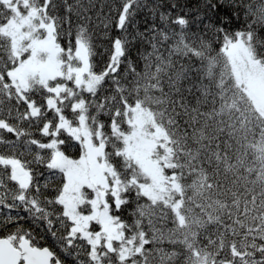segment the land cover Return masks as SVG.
Segmentation results:
<instances>
[{
	"label": "snow or ice",
	"instance_id": "obj_1",
	"mask_svg": "<svg viewBox=\"0 0 264 264\" xmlns=\"http://www.w3.org/2000/svg\"><path fill=\"white\" fill-rule=\"evenodd\" d=\"M107 6L95 14L111 43L98 68L94 0H0V228L15 227L0 238V264H264V216L251 218L254 227L231 212L215 224L209 215L189 231L182 178L175 164L161 166L152 139L157 120L175 135L181 117L202 115L199 98L187 99L201 89L183 81L202 71L210 43L228 57L250 50L264 27L251 15L259 8L251 0ZM135 43L150 51L133 60ZM25 222L55 247L38 246Z\"/></svg>",
	"mask_w": 264,
	"mask_h": 264
},
{
	"label": "trees",
	"instance_id": "obj_2",
	"mask_svg": "<svg viewBox=\"0 0 264 264\" xmlns=\"http://www.w3.org/2000/svg\"><path fill=\"white\" fill-rule=\"evenodd\" d=\"M94 3L96 7L90 14L97 25L95 43L98 55L95 60L99 68L107 62L105 48H110L111 43L105 38V29L95 14L100 12L101 18L107 15V5L111 0H94ZM251 4L259 8V11L251 13L252 17L264 25V20L260 19L264 6L259 5V0H251ZM110 35H120L114 22ZM253 35L255 41L251 49L245 46L253 58L264 66V47L259 46L264 42V27H260ZM142 47L150 51L147 45L135 43L130 52L133 60L137 59V51ZM210 60L215 63L209 74L206 69ZM142 65L140 61L138 71ZM197 66L202 71L189 73L182 87L196 85L201 89H194L187 99L190 104L196 105L199 98L202 115L189 119L188 123L183 122L187 117H181L179 131L175 135L167 123L156 121L169 138L168 162L177 166L175 172L178 178H182L179 180L182 189L179 199L184 201L185 207L191 209L188 214L189 231L197 230V221L207 224L209 215L213 224L217 216L227 220L229 212L233 214L232 218L238 215L245 225L258 227L253 225L251 218L264 216V116L237 83L227 54L221 55L216 45L210 43L202 64ZM202 92L208 95L203 96ZM70 151L76 157L77 149ZM164 171L167 173L170 170L165 168ZM23 227L25 230H33L26 222ZM208 230L211 231V228ZM14 231L15 227L11 225L6 229L0 228V238ZM33 234L38 246L55 247L52 238L42 229H34ZM41 236L44 238L41 239ZM56 251L59 252V249L56 248ZM209 252L215 255L213 251Z\"/></svg>",
	"mask_w": 264,
	"mask_h": 264
},
{
	"label": "rangeland",
	"instance_id": "obj_3",
	"mask_svg": "<svg viewBox=\"0 0 264 264\" xmlns=\"http://www.w3.org/2000/svg\"><path fill=\"white\" fill-rule=\"evenodd\" d=\"M229 60L237 83L243 87L259 113L264 116V66L253 58L246 46L234 52ZM156 125L160 128V132L152 137L156 145L155 158L160 159L163 166L169 163V138L157 123Z\"/></svg>",
	"mask_w": 264,
	"mask_h": 264
}]
</instances>
